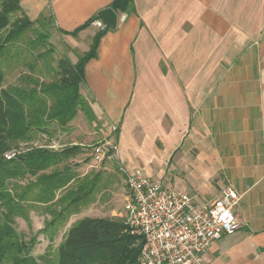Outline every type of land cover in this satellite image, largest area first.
Wrapping results in <instances>:
<instances>
[{
	"label": "crops",
	"instance_id": "obj_1",
	"mask_svg": "<svg viewBox=\"0 0 264 264\" xmlns=\"http://www.w3.org/2000/svg\"><path fill=\"white\" fill-rule=\"evenodd\" d=\"M112 2L19 0V7L30 21L52 17L54 37L75 64L100 29L92 22L70 33ZM132 4L130 14L115 12L116 29L84 68L80 94L101 127L98 142L115 143L129 174L199 206L232 188L241 226L211 243L204 260L264 264V0Z\"/></svg>",
	"mask_w": 264,
	"mask_h": 264
},
{
	"label": "trees",
	"instance_id": "obj_2",
	"mask_svg": "<svg viewBox=\"0 0 264 264\" xmlns=\"http://www.w3.org/2000/svg\"><path fill=\"white\" fill-rule=\"evenodd\" d=\"M109 8L120 14L134 11L132 0H113ZM51 22V16L30 21L21 13L19 0H0V264H138L143 241L121 221L78 220L53 256L39 258L32 255L35 239L27 241L15 229L17 219L28 221L29 209L41 206L50 217L43 230L51 241L89 203L99 181L98 174L80 178L71 165L82 152L79 145L49 146L57 131L69 130L78 113L95 122L80 86L107 30L96 33L88 51L71 64L66 57L54 59L47 31ZM20 68L26 72L17 83L3 87L6 71Z\"/></svg>",
	"mask_w": 264,
	"mask_h": 264
},
{
	"label": "built area",
	"instance_id": "obj_3",
	"mask_svg": "<svg viewBox=\"0 0 264 264\" xmlns=\"http://www.w3.org/2000/svg\"><path fill=\"white\" fill-rule=\"evenodd\" d=\"M93 24L104 29L99 21ZM115 131L112 127L111 133ZM49 147L54 149L55 143ZM116 158L114 142L101 140L91 147L94 165L114 162L123 178L127 200L122 223L143 241L138 264H208L204 254L209 245L240 228L234 214L239 198L232 188L222 189L220 197L199 206L189 195L169 192L139 171L129 174Z\"/></svg>",
	"mask_w": 264,
	"mask_h": 264
},
{
	"label": "rangeland",
	"instance_id": "obj_4",
	"mask_svg": "<svg viewBox=\"0 0 264 264\" xmlns=\"http://www.w3.org/2000/svg\"><path fill=\"white\" fill-rule=\"evenodd\" d=\"M49 33L48 43L54 47V59L64 57L65 49L60 47L59 42L54 37L52 24L48 26ZM23 68L6 71L3 87L14 85L17 83L20 74H25ZM101 127L98 124H90L86 121L81 113H78L75 120L70 123V128L67 131H57L54 140V149L64 148L71 145L83 144L80 146L82 152L76 157L71 165L77 171L78 176L92 177L99 175L98 186L92 194L89 203L84 206L81 211L69 218L63 227L54 232L53 239L49 241V232L44 234L46 222L50 217L47 215L41 206H33L29 209V220H16L15 229L20 236L25 240L35 239L36 245L32 255L36 258L49 253L54 255V250L63 239L64 233L70 225H73L78 220L85 217L88 218H106L111 220L123 221L125 206L127 200V188L114 162H105L100 165H94L91 161V147L98 142ZM89 146V147H88ZM88 150V152H84ZM90 153V155H89ZM83 154V155H82ZM83 156V157H82ZM88 159V160H87ZM87 160V162L85 161ZM91 167H88L91 165Z\"/></svg>",
	"mask_w": 264,
	"mask_h": 264
},
{
	"label": "water",
	"instance_id": "obj_5",
	"mask_svg": "<svg viewBox=\"0 0 264 264\" xmlns=\"http://www.w3.org/2000/svg\"><path fill=\"white\" fill-rule=\"evenodd\" d=\"M95 21H99L106 30H114L117 27L118 16L111 8H106L97 13Z\"/></svg>",
	"mask_w": 264,
	"mask_h": 264
}]
</instances>
